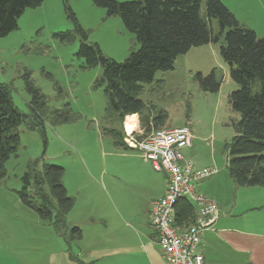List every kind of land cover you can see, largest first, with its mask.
Segmentation results:
<instances>
[{"label": "rangeland", "instance_id": "1", "mask_svg": "<svg viewBox=\"0 0 264 264\" xmlns=\"http://www.w3.org/2000/svg\"><path fill=\"white\" fill-rule=\"evenodd\" d=\"M221 1L258 37H264V0ZM205 2L202 0L200 5L202 17H205ZM67 5L84 30L87 42L97 43L105 56L121 62L138 47L119 16H107L105 9L93 5L91 0H67ZM211 26L215 32L219 30L215 18ZM75 28L64 8V0H44L37 7L26 8L17 20V28L0 37V82L9 85L19 110L29 112L31 95L25 88L27 77L46 96L49 109L69 103L75 114V120L69 123L44 124L46 146L38 131L20 125L17 156L7 160L6 176L0 181V198L6 199L4 202L0 199V207L9 213L17 212L11 204L13 200L20 201L15 190L21 187V176L29 161L43 157L45 162L64 169L62 182L75 202L67 221L90 215L110 222L118 217L116 209L122 210L120 204L114 207L116 194L121 191L134 208L148 188L133 190L132 187L148 182L151 174L141 162L147 161L138 151L117 146L110 134L102 133L109 128L123 130L125 117L121 122L106 119L105 95L102 87L94 86L101 67H81L83 59L76 55L81 35ZM60 32L71 35L62 41ZM213 67L222 79L220 90L203 92L193 75L196 71L205 75ZM235 87L218 44L193 46L177 56L172 70L157 71L151 83L143 84L139 98L144 108L132 126L138 129L136 135L143 137L155 129L153 126L147 129L150 117L160 113L166 114L167 125L175 126L187 120L193 138L192 144L182 149L185 160L196 165L209 159L218 172L223 170L229 177L224 145L234 134L231 118L238 116L228 103V93ZM147 166L163 178L164 174L155 171L149 162Z\"/></svg>", "mask_w": 264, "mask_h": 264}, {"label": "trees", "instance_id": "2", "mask_svg": "<svg viewBox=\"0 0 264 264\" xmlns=\"http://www.w3.org/2000/svg\"><path fill=\"white\" fill-rule=\"evenodd\" d=\"M43 1L0 0V37L17 28V20L26 8L37 7ZM91 1L104 8L107 16H119L138 44L121 62L105 56L97 43L87 42L84 30L64 0L67 15L81 35L76 53L83 59L81 67H101L94 86L102 87L105 95L106 119L121 122L127 115L141 116L144 102L139 94L143 84L151 83L157 71L172 70L177 56L191 47L218 44L219 54L229 67V77L236 84L228 93V103L231 111L238 114L231 118L234 134L224 145L226 169L237 186L264 187V37H258L253 29L241 23L221 0H206L205 17L200 15L202 0ZM213 18L219 25L217 32L211 26ZM58 35L67 41L71 34L60 32ZM193 78L203 92H217L222 82L215 67L205 75L196 71ZM25 88L31 95L28 113L19 110L9 85L0 82V181L6 176L7 160L17 156L20 125L38 131L46 146V122L59 125L75 120L69 103L49 109L46 96L27 77ZM165 117L162 113L150 117L147 129L159 128ZM102 133L110 134L115 145L127 148L120 128L104 129ZM63 172V167L45 162L43 157L29 161L16 194L23 205L33 209L57 232H68V242L80 238L81 230L73 226L66 231V216L73 206V198L62 182ZM195 216L190 200L181 197L176 201L173 213L176 228L193 222ZM77 262L86 264L79 259Z\"/></svg>", "mask_w": 264, "mask_h": 264}, {"label": "crops", "instance_id": "3", "mask_svg": "<svg viewBox=\"0 0 264 264\" xmlns=\"http://www.w3.org/2000/svg\"><path fill=\"white\" fill-rule=\"evenodd\" d=\"M186 122L175 126L164 122L159 127L174 128ZM141 162L151 178L132 187L148 188L136 206L131 207V200L120 191L113 202L115 209L120 204L122 210L116 209L115 220L108 222L87 215L67 221L66 216V231L72 226L79 227L78 239L67 242V232H57L20 201L13 200L11 204L16 213L0 207V264H78V259L86 264H166L150 226L151 203L164 194L166 176L153 167L164 174L163 178L150 171L148 161ZM214 165L207 159L193 167ZM216 173L194 184L197 192L209 197L219 208L213 227L200 237L198 252L204 264H264V187L237 186L223 170ZM74 203L73 198L68 214L74 211Z\"/></svg>", "mask_w": 264, "mask_h": 264}, {"label": "built area", "instance_id": "4", "mask_svg": "<svg viewBox=\"0 0 264 264\" xmlns=\"http://www.w3.org/2000/svg\"><path fill=\"white\" fill-rule=\"evenodd\" d=\"M124 122L122 131L126 147L138 151L155 170L163 171L166 176L165 192L150 208V226L157 235L166 264H204L198 252L200 237L203 231L213 227L219 208L209 197L197 192L194 184L215 174L217 167L195 168L185 160L182 149L190 145L192 139L188 124L155 128L138 137V129L132 126L134 121L130 128ZM181 197L193 203L196 216L193 222L178 229L173 213L174 204Z\"/></svg>", "mask_w": 264, "mask_h": 264}, {"label": "bare ground", "instance_id": "5", "mask_svg": "<svg viewBox=\"0 0 264 264\" xmlns=\"http://www.w3.org/2000/svg\"><path fill=\"white\" fill-rule=\"evenodd\" d=\"M135 119V115H127L125 118V125L130 128L131 127V123L134 121Z\"/></svg>", "mask_w": 264, "mask_h": 264}]
</instances>
